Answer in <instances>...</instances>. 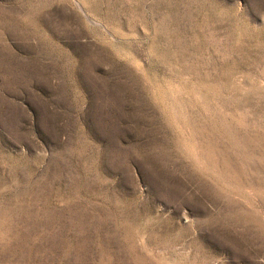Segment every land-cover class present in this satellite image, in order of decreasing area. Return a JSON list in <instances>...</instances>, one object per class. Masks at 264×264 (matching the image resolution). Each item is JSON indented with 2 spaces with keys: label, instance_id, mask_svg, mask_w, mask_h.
Returning a JSON list of instances; mask_svg holds the SVG:
<instances>
[{
  "label": "rangeland",
  "instance_id": "obj_1",
  "mask_svg": "<svg viewBox=\"0 0 264 264\" xmlns=\"http://www.w3.org/2000/svg\"><path fill=\"white\" fill-rule=\"evenodd\" d=\"M0 264H264V0H0Z\"/></svg>",
  "mask_w": 264,
  "mask_h": 264
}]
</instances>
